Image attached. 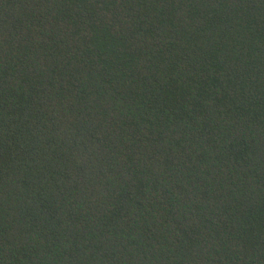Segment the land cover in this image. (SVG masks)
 Listing matches in <instances>:
<instances>
[{"label": "trees", "instance_id": "obj_1", "mask_svg": "<svg viewBox=\"0 0 264 264\" xmlns=\"http://www.w3.org/2000/svg\"><path fill=\"white\" fill-rule=\"evenodd\" d=\"M0 264H264V0H0Z\"/></svg>", "mask_w": 264, "mask_h": 264}]
</instances>
